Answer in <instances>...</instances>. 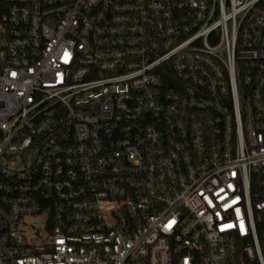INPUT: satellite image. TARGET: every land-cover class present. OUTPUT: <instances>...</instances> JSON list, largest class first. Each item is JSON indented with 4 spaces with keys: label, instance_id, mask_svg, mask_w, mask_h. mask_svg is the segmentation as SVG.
<instances>
[{
    "label": "built area",
    "instance_id": "built-area-1",
    "mask_svg": "<svg viewBox=\"0 0 264 264\" xmlns=\"http://www.w3.org/2000/svg\"><path fill=\"white\" fill-rule=\"evenodd\" d=\"M0 264H264V0H0Z\"/></svg>",
    "mask_w": 264,
    "mask_h": 264
}]
</instances>
